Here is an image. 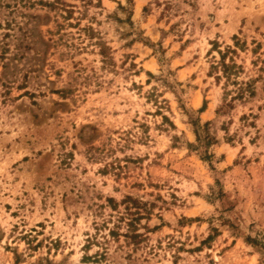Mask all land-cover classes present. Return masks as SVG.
Wrapping results in <instances>:
<instances>
[{
  "label": "rangeland",
  "instance_id": "rangeland-1",
  "mask_svg": "<svg viewBox=\"0 0 264 264\" xmlns=\"http://www.w3.org/2000/svg\"><path fill=\"white\" fill-rule=\"evenodd\" d=\"M0 264H264V0H0Z\"/></svg>",
  "mask_w": 264,
  "mask_h": 264
},
{
  "label": "trees",
  "instance_id": "trees-1",
  "mask_svg": "<svg viewBox=\"0 0 264 264\" xmlns=\"http://www.w3.org/2000/svg\"><path fill=\"white\" fill-rule=\"evenodd\" d=\"M221 67H222V74H223V77L225 78V80H228V78H229V76H230V74H231V72H230V68L232 67V63H231V65H226V64H224V63H221ZM240 90H242V88H238L237 89V92L239 91L240 93H241V91ZM249 92V95H251L252 94V91H248ZM240 93L238 94V93H236V94H238V95H236V96H240ZM134 234V236L135 235H137V234H135V233H133Z\"/></svg>",
  "mask_w": 264,
  "mask_h": 264
}]
</instances>
